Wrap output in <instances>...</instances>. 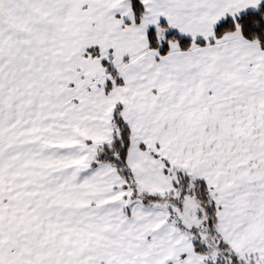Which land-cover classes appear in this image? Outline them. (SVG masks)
Here are the masks:
<instances>
[{
	"label": "snow or ice",
	"instance_id": "snow-or-ice-1",
	"mask_svg": "<svg viewBox=\"0 0 264 264\" xmlns=\"http://www.w3.org/2000/svg\"><path fill=\"white\" fill-rule=\"evenodd\" d=\"M0 264H264V0H0Z\"/></svg>",
	"mask_w": 264,
	"mask_h": 264
}]
</instances>
